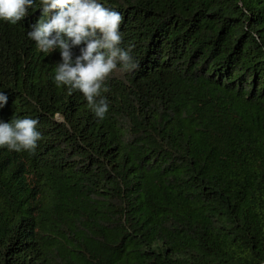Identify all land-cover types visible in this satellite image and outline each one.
Segmentation results:
<instances>
[{
    "label": "trees",
    "instance_id": "16d2710c",
    "mask_svg": "<svg viewBox=\"0 0 264 264\" xmlns=\"http://www.w3.org/2000/svg\"><path fill=\"white\" fill-rule=\"evenodd\" d=\"M98 2L138 65L103 120L29 39L39 0L0 21V121L41 133L0 148V264H264V0Z\"/></svg>",
    "mask_w": 264,
    "mask_h": 264
},
{
    "label": "clouds",
    "instance_id": "9594fccd",
    "mask_svg": "<svg viewBox=\"0 0 264 264\" xmlns=\"http://www.w3.org/2000/svg\"><path fill=\"white\" fill-rule=\"evenodd\" d=\"M37 0H0V21L17 24L34 8ZM42 18L27 32L38 52L51 55L59 50L61 62L55 67L57 87H66L69 93L79 91L99 120L108 112V102L102 93L109 89L105 81L117 70L131 72L138 67L130 50L120 45L122 35L119 12L105 7L98 0H39ZM58 10L55 15H50ZM74 57L73 49L81 46ZM8 97L0 92V107ZM39 121L14 117L10 123L0 121V148L20 153H34L41 133Z\"/></svg>",
    "mask_w": 264,
    "mask_h": 264
}]
</instances>
